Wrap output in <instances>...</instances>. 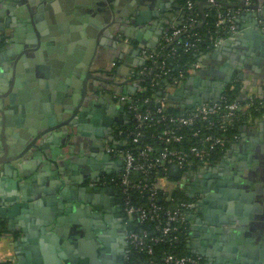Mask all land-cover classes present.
I'll return each instance as SVG.
<instances>
[{"label":"crops","instance_id":"1","mask_svg":"<svg viewBox=\"0 0 264 264\" xmlns=\"http://www.w3.org/2000/svg\"><path fill=\"white\" fill-rule=\"evenodd\" d=\"M176 1L0 0V40L4 41L0 49V94L8 92L0 96V155L4 146H7L9 155L17 154L43 129L57 123L59 118H68L80 101L83 77L88 71L93 78L87 81L83 108L97 102L99 96L111 106L116 104L118 107L120 104L112 101L106 93L139 91L141 86L132 74L146 60L140 48L155 50L166 29L181 21V9L177 12L173 6ZM260 2L264 4V0ZM144 10L154 13L139 24L136 18ZM245 13L247 11L240 12L236 18L238 35L204 55L200 69L190 75L192 78L198 76L201 82L211 80L206 93L209 99L214 96V82L221 81L212 73L216 71L229 75L230 83L239 81L240 91L243 88L242 97L264 93V57L258 63L253 61L259 50L252 53V59L241 57L244 49H250L248 43L251 42L250 33L245 32L252 26V21ZM225 63L228 65L222 70ZM202 87L194 86L191 80L189 84L170 88L171 95L183 91L179 100H172L179 106L186 104L187 92L202 97ZM83 125L79 131L77 126L69 128V136L62 129L46 133L36 141L40 149L31 146L21 158L8 165L0 163V206L9 209L0 215L6 228V232L0 234V260L3 264H39L36 257L25 249L28 243L22 228L40 233L57 232L71 241L91 238L94 244L97 243L92 239V230L84 232L80 222L65 221L67 213L61 206L64 200H71V186L81 188L98 179H92L91 171L98 167L93 168L88 162L91 157L100 161V166L108 164L113 170L120 168V162L112 160L109 155L107 163L103 158L105 149L97 148L99 141L104 143L110 136L90 139L88 133H84L87 129ZM259 146L261 151L256 153ZM263 149L264 120H260L249 124L244 137L232 143L225 159L208 169L222 174L229 164L238 162L250 171L257 167L264 171ZM89 176L92 180H85ZM261 186L264 187V182ZM73 193L76 199L71 200L74 202L72 206L77 203L90 208L94 231L99 230L100 234L104 229L109 242L114 244L110 253L113 261L107 264H120L112 238L116 231L113 228L110 232L107 226L112 212L94 209L87 201L90 197L80 199L76 189ZM253 205L258 206L243 224L244 230L264 241V194L256 195ZM196 216V210L188 213L187 249L194 253L198 252L200 243L210 246V240L202 238L203 224L196 223ZM225 227L219 228V235L228 233L229 227ZM125 243L126 239L121 243L122 251L127 246ZM219 244L224 245V242ZM39 246L45 254L40 264H55L53 257H56L57 247L51 249L49 242L43 239H40ZM204 264H207L205 258Z\"/></svg>","mask_w":264,"mask_h":264},{"label":"built area","instance_id":"2","mask_svg":"<svg viewBox=\"0 0 264 264\" xmlns=\"http://www.w3.org/2000/svg\"><path fill=\"white\" fill-rule=\"evenodd\" d=\"M203 1L210 5L207 8L214 7L217 9L214 24V33L217 35H209V39L211 40V45L214 50L223 45L229 38L234 37L235 34H237L238 25L236 18L240 12L254 11V9L251 8L254 4V0H230L234 3L243 2V5L245 6H230L226 9H224L223 5L225 0ZM190 5L191 4H189V6ZM261 9L262 5L257 8L258 11ZM200 22L201 21H197L195 19H188L187 22H185L183 18H181L179 23L171 24L170 27L166 29L161 39H163L166 43L171 42L175 38L177 39L181 33ZM197 40H199L198 37L194 38L192 41H185L184 49L187 50L191 47L197 46ZM177 42L180 41L178 40ZM159 45H161L160 42ZM140 50L146 59L153 60L155 56L158 55V53L153 52L154 50H148L144 46H142ZM208 53L209 52L202 54L199 60L191 66L189 75L185 76L182 72H179L177 76H174L171 83H169L170 88H176L181 84H185L187 80L192 78L190 75L200 69V61L202 57ZM161 68H164L163 61L161 62ZM167 72L168 69L158 73H154L153 69L149 73L146 69H140L139 71H134L132 75L138 83L143 76H146V78L150 80L151 86H155L157 84V80L161 78L162 74L166 75ZM140 88L139 90L143 89V87ZM242 90L243 88H241V92ZM105 95H108V97L116 103H124V107H127L126 110L133 114V118L138 122V125L143 126L145 121L153 120L152 113L149 110H141L137 101L131 96V93L110 92ZM170 96L168 99L167 95L155 97L154 94H151L150 98H153L157 103L156 112L160 114V116L156 119V122H165L162 124H166L167 126L169 124H176L179 127H188L191 129V135L198 137L197 141L190 144L186 148H170L168 146H164L161 149H156L151 145H145L144 148L140 149L137 153L131 150L120 149L112 146L109 142L115 140L114 142L116 144L118 141L115 139L114 132L106 141H104L105 152L111 156L112 160H118L120 162L119 172L115 176L108 178L107 180L109 182H107V180H105V182L115 186L120 196L121 207L127 225L126 260L128 258L130 248H134L142 253L151 254L153 252L152 243L160 241L170 243L177 238V235L170 236V234L174 232L176 233L184 228L188 232V213L196 209V200L199 197L192 198V200L175 202L173 207H164L159 203V201L160 199L164 201H171L173 199L171 193L174 190L179 188L183 189L184 186L191 185V183L195 181L194 177L197 174L206 168L213 167V164L211 163L213 161L211 159L212 154L215 149L224 146L226 139L225 137L215 135L212 132L203 133V128H195L193 125H195L196 122H205L207 123L205 128L210 129L211 126H213L210 116L212 114H219V119L216 121V125L219 128H224L226 124L232 120L236 113L240 111H246L249 113L253 107H257L256 105L264 104L262 101L264 93L261 96L247 94L246 97L235 99L231 102L222 100V95L220 94L218 99H213L202 104H196L192 109H183V106L181 105L180 108H182V110L190 111L187 115L167 116L164 112L167 111L170 106L176 104L175 102L174 104L171 103ZM150 98H142V104L149 103ZM255 101H258L256 105ZM222 103L224 104L222 105ZM260 120H264V113L258 116H252L250 114L246 121L247 128L249 124L258 123ZM122 133V130H118V134L120 136ZM130 133L134 134L133 131ZM139 135L140 132H136L132 141L137 142ZM158 137L165 143L176 142L181 139V136L178 135L172 127L164 128ZM240 140L241 138L239 136H234L235 142ZM172 163L176 164L178 167L177 177H173L169 174V166ZM138 172L139 174H142V178L135 176ZM143 177L145 181L142 180ZM134 191L141 194L145 193L147 195L148 203L146 207L131 203L130 194ZM159 191L163 192V195H159ZM135 219L154 222L156 234L152 235V233L147 230H140L138 232L129 230V223ZM149 262L151 264H160L152 259H150ZM163 262L165 264H200L204 261L203 256L192 252V255H178L176 253L166 254L163 257ZM3 263L4 262L0 260V264Z\"/></svg>","mask_w":264,"mask_h":264},{"label":"water","instance_id":"3","mask_svg":"<svg viewBox=\"0 0 264 264\" xmlns=\"http://www.w3.org/2000/svg\"><path fill=\"white\" fill-rule=\"evenodd\" d=\"M232 7H244L243 2L234 3L230 0H225ZM262 5L260 11L257 8ZM173 6L179 12L180 5L179 3L173 2ZM210 5L207 3L204 4V7L207 8ZM254 11H249L246 14L248 18L252 21V26L247 29L250 33L251 42L248 43V47L251 49H244L242 51L243 58H251L252 53L256 50H259L258 56H254L253 61L258 63L262 57H264V44L263 34H264V4L260 0H254V4L251 6ZM154 12L150 10L140 11V14L137 16L136 21L139 24H143ZM262 15V17H261ZM203 21L200 22V24ZM238 34H235V36ZM222 46V45H221ZM220 46V47H221ZM251 51V52H250ZM228 64L225 63V66L221 68L222 70L226 69ZM218 77L221 78V81L214 82V96L209 99L207 93V87L211 85V80L202 81L199 80L198 76L190 78L187 80V84L190 81H193L194 86H203L202 97H194L195 93L187 92L185 103H183V109H192L196 104H202L204 102H209L213 99H218L222 90L231 82V77L225 75L220 71L212 72ZM89 78H93L92 74L89 71L85 74L82 81V96L79 103L73 108L71 114L68 118L62 119L59 118V121L55 124L48 126L43 129L35 138L23 148L20 152L14 155H9L7 146H4V152L0 155V163H5L8 165L10 162L21 158L32 146L34 148L40 149L41 146L36 144L37 139L40 136H43L46 133L52 132L57 129H62L63 133L69 136L68 129L77 126L78 131L81 130L82 125L86 129L91 128L90 134H93L97 137H103L106 133L110 135V128L112 125L123 124L127 121V116L125 112L124 103H121L118 107L116 104L112 106L109 102L105 101L103 96H99L97 102H93L89 107L83 108L82 102L86 96L87 91V81ZM95 78V77H94ZM213 81V80H212ZM213 84V83H212ZM12 87V84L10 88ZM97 92V91H96ZM8 92L0 94V96H5ZM99 93V92H98ZM180 95H183V91H176L171 95V99L179 100ZM192 96V97H191ZM191 98V100H190ZM181 108V109H182ZM111 110V111H110ZM93 112L91 115L90 113ZM101 112V114H98ZM99 118V119H98ZM101 119V120H100ZM111 121V122H110ZM99 122H102L103 126L109 125L108 128L104 129ZM247 129V125L244 127ZM104 130V132H103ZM68 133V134H67ZM87 133V132H84ZM106 135V136H107ZM99 148V145H97ZM264 150V149H263ZM94 154H92L93 156ZM104 160L109 161V154L104 153ZM93 168H99L100 161H97L95 157H91L88 161ZM169 174L173 177L178 176V167L176 164H170ZM239 177V178H238ZM236 176L234 174L223 175L218 171H212L207 169L203 178L205 182L207 180L213 181V179H219V184H222L226 191L228 192L226 197L229 202L226 204H217L215 194L216 188L206 196L202 197L200 200H196V223H202V238L210 240V246L200 243L198 246V254L203 256L206 259L207 264H262L264 261V241L263 239L256 236L252 238L251 234L249 235L246 230H244L245 223L252 217L253 208H257L258 205H253L255 197L257 194H264V187L261 186V183H256L252 185L251 179L248 175ZM84 179V178H83ZM92 180L91 177H85V180ZM100 177L96 180L98 182ZM82 182V181H81ZM191 188V185L188 186ZM67 188H65L66 191ZM77 190V196L80 199L87 196L91 199V207L94 209L99 208L102 212L103 209L106 211L108 209L107 201L110 198L108 195L114 194V187L109 185L107 188H101L100 185L96 186L95 184H88L84 187L71 186L70 189V199L75 200L74 191ZM197 195V194H196ZM196 195L192 196L191 193L188 194L191 198H196ZM86 199V198H85ZM215 201L213 202V200ZM232 199V201L230 200ZM65 202L61 206L63 211L66 212L65 221L68 223L80 222L82 224V229L84 232L92 230V239L94 238L97 243L94 244L93 240L86 239L85 237L78 238L76 241H71L64 236H61L57 232H46L40 233L37 230H28L27 228H22L28 245L25 246V249H28L31 254L36 257L38 263L42 261V257H45V254L41 252L39 242L40 239H43L49 242L50 248L54 249L57 247L56 257H53V262L55 264H107L110 262V257L108 255V249H106L107 240L99 234V230L94 231V225L92 223V214L91 209L87 207H81L77 203L75 206H72L73 201ZM209 205L203 206L205 203ZM73 202V203H72ZM94 204V205H93ZM99 204H102L100 206ZM21 205H24L21 204ZM6 207L4 205L0 206V215L5 211ZM9 210V209H8ZM190 214L192 211L189 212ZM85 216V219H78V217ZM221 226H226L228 233L224 232L223 235H219ZM225 227V228H226ZM97 229V227H96ZM224 242V245H220L219 242ZM220 245V246H219ZM80 248V249H79ZM79 249L75 254V250ZM105 251V252H104ZM250 261V262H249Z\"/></svg>","mask_w":264,"mask_h":264},{"label":"trees","instance_id":"4","mask_svg":"<svg viewBox=\"0 0 264 264\" xmlns=\"http://www.w3.org/2000/svg\"><path fill=\"white\" fill-rule=\"evenodd\" d=\"M180 5L182 18L185 22L188 19H195L197 21H203L201 24L196 23L192 27H190L185 32L181 33L177 39L175 38L171 42H165L161 39L159 45L153 52L158 53L155 58L146 59L142 64H140L136 71L140 69H146L149 73L152 69L154 73L162 72L165 69H168L166 75L162 74L161 78L157 80V84L155 86H151L150 80L143 76L139 85L143 87L142 90L131 93V96L137 101L138 106L141 110H149L153 115V120H147L143 124V126L138 125V122L133 118V114L127 111V107H125V112L127 116V121L123 124H118L115 127L114 135L115 139L118 141L115 144V140L109 142L112 146L120 149H127L137 153L140 149L144 148L145 145H151L153 148L161 149L164 146H168L170 148H186L190 144L194 143L198 140L197 136L191 135V129L184 126H178L176 124H162L165 122H156V119L160 116L159 113L156 112L157 103L153 98H150L151 94L157 96L167 95V98L171 95L169 83H171L172 78L177 76L179 72H182L185 76L189 75L191 66L197 62L200 56L204 53L211 52L214 48L211 45V40L209 39V35H217L215 34V16L217 14L216 8H205V2L203 0H177ZM189 4H191L189 6ZM224 9L230 7L227 2L223 3ZM232 7V6H231ZM170 33V31H169ZM198 37L199 40L196 41V45L187 50L184 49L185 41H192L194 38ZM180 42H177V41ZM4 46V41L0 40V49ZM164 62V68H161V62ZM240 82L234 80L232 83L228 84L221 93L222 100H226V102H231L235 99H241V91H240ZM149 97L150 102L147 104H142V98ZM169 99V98H168ZM171 99V98H170ZM172 104H174L173 100H170ZM264 103V98L262 99ZM258 101H255V105ZM176 103V102H175ZM224 103H222L223 105ZM256 108H252V110L248 112L240 111L236 113L232 120L226 124L224 128H219L216 125V121L219 119V114H212L210 117L213 122V126L210 129L205 128V122H196L193 125L195 128H203V133L212 132L215 135H220L225 137V144L223 147H218L214 150L211 159L213 160L211 163L212 166H216L219 161H223L225 159V154L228 149L231 147L232 143H234V136H239L241 139L244 137L246 130L244 127L248 116L251 114L252 116H258L264 113V104L256 105ZM189 110H182L179 105L174 104L170 106L167 111L164 112L165 115H187ZM172 127L175 129L176 133L181 136V139L176 142L165 143L160 140L158 135L164 128ZM118 130H122L123 133L120 136L118 134ZM133 131L134 134L136 132H140L138 136V141L133 142L132 138L134 134L130 132ZM222 159V160H221ZM136 177L142 178V174L136 173ZM145 181L144 177L142 179ZM171 201L161 200L159 203L164 207H173L175 202L182 200H192L191 197L188 196L187 192L183 189H176L172 193ZM159 195H163V192L159 191ZM131 203L135 205H143L147 206L148 198L147 195L141 194L137 191L132 192L130 194ZM129 230L132 231H140L147 230L151 232L152 235L156 234L154 229V222L149 220L140 221L135 219L128 225ZM6 232V228L0 220V233ZM171 235H177V238L172 242H154L152 243L153 252L151 254H146L135 250L134 248H130L128 253V258L126 260L127 264H151L149 262L152 259L155 262H159L160 264H165L163 262V257L169 253H176L178 255H192V252L187 249V238L188 232L187 230L181 229L178 232H174ZM204 261V258H203ZM200 264H204L200 263Z\"/></svg>","mask_w":264,"mask_h":264},{"label":"flooded vegetation","instance_id":"5","mask_svg":"<svg viewBox=\"0 0 264 264\" xmlns=\"http://www.w3.org/2000/svg\"><path fill=\"white\" fill-rule=\"evenodd\" d=\"M91 115L93 114V112L90 113ZM98 114H101V112H98ZM99 119V118H98ZM101 120V119H100ZM111 122V121H110ZM100 125L103 126L102 122H99ZM117 125H112L110 128V135L114 132L115 127ZM109 125L103 126L104 129L108 128ZM91 132V128L87 129V133L89 135V138L91 139L94 135L90 134ZM104 132V130H103ZM107 134L105 133L104 136H106ZM108 134V136H110ZM89 139V140H90ZM100 143H98L99 148L100 149H104V143L99 141ZM257 146V145H256ZM255 146V147H256ZM261 151V147L259 146V148L255 149V152H260ZM233 164H229V166L227 167L228 169L225 170L226 172L222 174L223 175H228V174H234L236 176H240L243 175H248V177L251 179L252 181V185L256 184V183H261V185L264 182V171H261L258 167L255 168V170L250 171L249 168L247 169L245 166H241L239 165L238 162H232ZM261 168H262V164L259 163ZM208 168H206L207 170ZM120 168L117 170H113L109 167L108 164H104L102 166H99V168L96 171H91L92 172V179L93 178H99L100 180L98 182H94V184L96 186L100 185L101 188H107L109 185V182L107 179L110 178L111 176H115L118 172H119ZM114 171V172H113ZM205 174V171L202 170V172H200V174H197L194 177V182L191 183V188H189L188 186H184V190L187 191V193H191L192 196L196 195V197H199L198 200H200L202 197H205L206 194L208 193L210 194L214 188H216L215 190V194L217 195L216 197V203L217 204H226L227 202H229L228 198L226 197L227 195V191L224 188V186L222 184H219V179H213V181L210 182V180H207V182H205V179L203 178V175ZM105 180H107V182H105ZM114 187V194L109 196L110 198L107 201V205H108V210L111 211L112 215V219L109 222V225H107L110 228V232L111 230H113V228L116 231V234L114 236H112V238L114 237L115 240V251H117L118 253V262L120 264H126V255H127V247L125 246V249L122 251L121 250V243L125 241L126 239V232H127V225L125 222V216L123 214V210L121 207V202H120V196L118 194L117 188L115 186ZM258 195V194H257ZM232 201V199H230ZM215 201V199L213 200V202ZM210 200L208 202V204H204L203 206L209 205ZM101 225V224H100ZM100 234L107 240V244H106V249H108V255H109V259L110 262L113 261V259L111 258V250H114V247L112 244V242H109V235L105 233L104 229L102 230V232H100ZM253 239L256 238V236L252 237ZM261 238V237H259ZM118 240V241H117ZM117 241V242H116ZM126 244V243H125ZM107 245H110V247H108ZM112 248V249H111ZM105 252V251H104ZM116 260V259H115ZM114 260V261H115Z\"/></svg>","mask_w":264,"mask_h":264}]
</instances>
